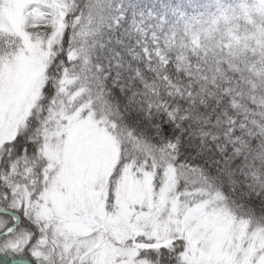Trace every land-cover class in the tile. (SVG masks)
Masks as SVG:
<instances>
[{"label": "snow or ice", "instance_id": "6c2138e0", "mask_svg": "<svg viewBox=\"0 0 264 264\" xmlns=\"http://www.w3.org/2000/svg\"><path fill=\"white\" fill-rule=\"evenodd\" d=\"M0 264H264V0H0Z\"/></svg>", "mask_w": 264, "mask_h": 264}]
</instances>
